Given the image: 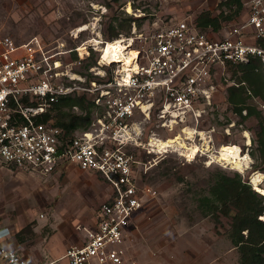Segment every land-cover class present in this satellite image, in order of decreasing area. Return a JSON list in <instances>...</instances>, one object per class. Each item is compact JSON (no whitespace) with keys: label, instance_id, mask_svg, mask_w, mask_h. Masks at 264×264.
<instances>
[{"label":"rangeland","instance_id":"1","mask_svg":"<svg viewBox=\"0 0 264 264\" xmlns=\"http://www.w3.org/2000/svg\"><path fill=\"white\" fill-rule=\"evenodd\" d=\"M225 1L0 0V35L9 36L18 44L37 38L52 53L63 52L56 57L63 71L70 69L74 73L80 69L73 60L74 53L78 59L84 55L89 64L97 61L88 70L84 68L83 77L87 78L84 85H88L92 80L110 81L116 71L123 70L122 61L101 63L103 47L113 32L118 33L115 41L134 39L129 51L137 54L145 47L144 38L153 35L157 28L183 20L196 24L204 12L217 16ZM234 21L224 22L222 30H229L237 23ZM96 40L100 45L94 44ZM216 82L222 89L198 124L189 120L171 129H161L156 111L159 99L154 101L150 120H145L141 113L135 116L142 131L139 143L148 144L152 137L161 141L178 136L185 139L183 131L189 130L194 135L185 139L186 144L205 147L193 160L182 155L178 148L166 152L149 148L150 153L142 145L130 149L142 162L136 171L145 201V208L126 240L129 259L136 264H241L230 238L231 219L215 223L212 218L203 217L198 199L209 195L215 177L222 173L240 175L264 197V179L258 189L251 178L257 172L264 174V162L256 144L261 122L255 117L243 122L232 111L226 90L238 82L236 76L220 72ZM249 102L264 120V102L259 99ZM93 114L95 117L96 113ZM204 137L207 140H202ZM229 149L248 155L249 168L239 172L211 157ZM109 196L110 189L99 175L73 167L50 176L28 171L4 172L0 174V230L18 229L23 238L35 241L36 237L50 239L57 225L55 232L72 229L71 247H80L86 240L87 231L83 229H92L98 210ZM34 229H40L37 236Z\"/></svg>","mask_w":264,"mask_h":264},{"label":"built area","instance_id":"2","mask_svg":"<svg viewBox=\"0 0 264 264\" xmlns=\"http://www.w3.org/2000/svg\"><path fill=\"white\" fill-rule=\"evenodd\" d=\"M246 5L248 18L232 26L223 38L186 20L157 28L137 51V70L129 75L118 70L112 80H92L88 85L82 74L62 70L56 57L63 52L52 53L37 38L18 44L0 35V174L14 170L50 176L73 167L99 175L111 190L97 212L96 226L83 229L87 233L82 246L67 249L58 260L38 261L0 244L1 261L136 264L129 259L126 240L145 201L136 171L142 162L130 149L142 145L150 153L151 143L138 142L142 131L135 116L141 113L150 120L154 101L159 99L156 111L161 129L189 120L198 124L222 89L216 82L220 72L251 58H260L264 64V0H250ZM247 34L254 43L247 42ZM80 58L74 61L79 67L84 55ZM84 96L96 113L87 130L68 136L63 129L40 121L61 98ZM73 111L81 114L78 107Z\"/></svg>","mask_w":264,"mask_h":264},{"label":"trees","instance_id":"3","mask_svg":"<svg viewBox=\"0 0 264 264\" xmlns=\"http://www.w3.org/2000/svg\"><path fill=\"white\" fill-rule=\"evenodd\" d=\"M243 7L242 0H226L219 6V15L202 13L197 19V27L202 31L212 30L218 33L223 29L224 22H231L241 14ZM117 38L118 33L113 32L108 42ZM92 55L91 60L94 53ZM73 60H78L76 53ZM87 61L89 60L82 61L77 73L84 75V68L88 70L97 62L89 64ZM228 72L238 80L226 90L227 100L234 114L243 122L254 117L260 119L256 144L264 162V120L262 113L249 102L251 99L264 102V64L260 58H251L246 64L230 65ZM74 107H78L81 114L75 113ZM94 110V104L85 96L64 97L40 121L61 128L68 136H72L76 130L85 131L90 127ZM244 111L246 116L243 115ZM263 200L264 197L250 183L244 182L240 175L230 176L226 173L217 175L209 195L198 199L203 217H210L215 223H221L223 218L231 219L230 238L239 252L241 264H264Z\"/></svg>","mask_w":264,"mask_h":264},{"label":"bare ground","instance_id":"4","mask_svg":"<svg viewBox=\"0 0 264 264\" xmlns=\"http://www.w3.org/2000/svg\"><path fill=\"white\" fill-rule=\"evenodd\" d=\"M86 29V28H85ZM84 30L80 29L78 32ZM94 44L96 46L100 45L99 41H94ZM133 41L131 40H125V39H119L114 42H108L104 45L102 50V60L106 63H113V64H119L121 61L123 62V70L122 73H125L126 75H129L131 71L137 70L138 66L136 64V59L139 57V54L137 52L133 53L130 52V48L132 47ZM101 50V49H100ZM186 135L187 137L185 139H191L194 135L192 131L184 130L183 135ZM205 134V133H204ZM249 134H246L248 144H251V138L248 137ZM204 136V135H203ZM202 136V137H203ZM185 139L182 136H178L177 138H171L166 141L157 140L155 138H151L150 141V147L151 148H158L159 151H168L167 149H173L178 148L179 151L182 152V155H185L190 160H193L197 154L202 153L205 151V147L202 149L198 146H188L185 142ZM202 140H207L205 137L202 138ZM207 143V141H206ZM177 149V150H178ZM212 158L217 159L218 161L224 162V164L231 166V168L239 171L244 172L246 168H249V165L251 163V160L248 155H245L240 152L237 149H229L224 150L221 152H218L216 155L212 154ZM252 178V184L255 187H258L264 179V174H261L259 172L254 173Z\"/></svg>","mask_w":264,"mask_h":264},{"label":"crops","instance_id":"5","mask_svg":"<svg viewBox=\"0 0 264 264\" xmlns=\"http://www.w3.org/2000/svg\"><path fill=\"white\" fill-rule=\"evenodd\" d=\"M245 1L246 0H242V2L244 3V7H243L241 14L236 18L237 19L236 24L243 22L249 16V10H248V7ZM229 30L228 29L224 31L222 30L217 35L226 36ZM246 40L249 43L255 42V40L250 34H247ZM110 193H111V190H110ZM96 220H97V217H95L94 219L92 228L96 226ZM56 226L57 225H54V234L50 239L42 240L40 237H36L35 241L34 240L28 241L27 238H23L21 231H19L18 229L15 230L9 227L1 228L2 230H0V244L4 245L10 250L18 251L19 253L33 260H38V261L39 260H47V261L58 260L64 256L67 249L73 246L74 239H73L72 229L70 230L64 229V231L58 230L57 232H55ZM39 230L40 229H34V233L36 236L39 233ZM0 264H6V263L0 260Z\"/></svg>","mask_w":264,"mask_h":264}]
</instances>
